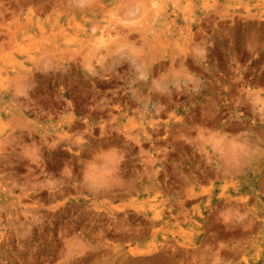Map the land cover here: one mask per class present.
Returning a JSON list of instances; mask_svg holds the SVG:
<instances>
[{
  "label": "rangeland",
  "instance_id": "obj_1",
  "mask_svg": "<svg viewBox=\"0 0 264 264\" xmlns=\"http://www.w3.org/2000/svg\"><path fill=\"white\" fill-rule=\"evenodd\" d=\"M0 264H264V0H0Z\"/></svg>",
  "mask_w": 264,
  "mask_h": 264
}]
</instances>
